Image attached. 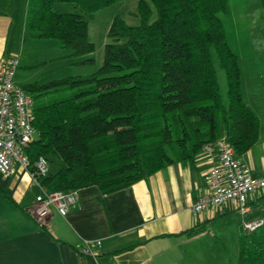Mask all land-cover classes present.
<instances>
[{
  "label": "trees",
  "instance_id": "16d2710c",
  "mask_svg": "<svg viewBox=\"0 0 264 264\" xmlns=\"http://www.w3.org/2000/svg\"><path fill=\"white\" fill-rule=\"evenodd\" d=\"M118 1L28 0L25 29L57 40L74 65H90L95 44L86 14ZM60 3L79 11L59 12ZM227 6L228 0H138L140 23L114 18L98 70L23 85L34 98L37 131L27 154L32 163L44 156L50 165L41 184L50 191L96 185L109 194L193 162L221 139L238 156L250 150L260 118L243 98L240 60L222 19ZM214 54L225 72L227 102ZM0 193L12 199L1 186ZM238 263L264 264V226L240 237Z\"/></svg>",
  "mask_w": 264,
  "mask_h": 264
},
{
  "label": "crops",
  "instance_id": "0c3cea01",
  "mask_svg": "<svg viewBox=\"0 0 264 264\" xmlns=\"http://www.w3.org/2000/svg\"><path fill=\"white\" fill-rule=\"evenodd\" d=\"M15 18L8 0H0V57L19 58L16 82L23 85L21 68L41 63L40 70L55 59L22 63L29 60L28 53L24 56L17 45L27 30L25 23L15 28ZM222 19L229 28V44L232 27L240 45L247 48L241 60L255 67L246 73L241 69L242 94L260 118V136L240 157L253 175L264 176L263 0H228ZM28 38L34 47L43 40L30 33ZM64 51L56 60L66 59L74 67L77 59ZM50 70L35 81L53 80ZM218 158L214 144L193 162L174 163L125 189L109 194L96 185L79 189L80 200L67 215L51 207L43 221L31 213L35 198L43 192L41 185L19 165L8 176L0 173V186L12 198L0 193V264H239L244 222L264 218V191L250 195L246 213L233 200L195 213L193 205L207 192L206 173ZM196 228L202 230L188 235ZM85 241L93 242L86 246ZM84 248L92 254H85Z\"/></svg>",
  "mask_w": 264,
  "mask_h": 264
},
{
  "label": "built area",
  "instance_id": "2783aa9c",
  "mask_svg": "<svg viewBox=\"0 0 264 264\" xmlns=\"http://www.w3.org/2000/svg\"><path fill=\"white\" fill-rule=\"evenodd\" d=\"M20 67L17 56L0 57V173L8 176L19 165L41 185L39 194L31 208L32 215L43 221L55 207L62 215H67L79 202V189L50 191L41 184V178L49 172V161L39 157L31 162L27 149L35 140L37 131L34 126V98L23 85L16 82ZM219 149L218 163L205 176L207 192L193 205L195 213L208 208H216L226 201L233 200L238 210L246 213L247 202L253 193L264 191V176H255L251 168L237 155L235 148L225 139L216 143ZM264 226V218L244 222L247 234L258 231ZM93 241H85L89 246ZM96 245L101 240L95 241ZM92 254L88 248L82 250Z\"/></svg>",
  "mask_w": 264,
  "mask_h": 264
},
{
  "label": "rangeland",
  "instance_id": "374dc122",
  "mask_svg": "<svg viewBox=\"0 0 264 264\" xmlns=\"http://www.w3.org/2000/svg\"><path fill=\"white\" fill-rule=\"evenodd\" d=\"M27 1L28 0H14L13 2H11L10 0H8V3H10L12 11L16 17L14 24L15 28L18 27L19 23L22 24L25 23ZM137 3L138 0H121L99 10L96 13L86 14V18L89 22V38L95 44V51L92 54V57L95 59V62L90 65L78 64V65H74V67H70V65L67 64L66 59L56 60V58L61 57L65 53L64 49L59 46L57 40L43 39L39 41L38 47H34L31 46L32 44L29 42L32 41L31 40L32 38H28L30 32L26 31V36L25 35L22 36L21 33L17 46L21 51H23L24 56L28 53L26 57L29 59L27 61L22 60V63L23 62L37 63V62H41L42 60L55 59L51 61V63L48 65L47 68H42L40 70H39L40 66L33 68V70H31V68H26V67L21 68L19 71L20 75L23 76V80L21 81V83L23 85H26L29 82H34L35 80H37L41 72L44 73V71H49L50 69H53L54 72V75L52 77L53 79L63 78L71 75H87L98 70L103 64L105 45L108 42H110V38L108 37L107 33L114 18L116 16H121L129 25H137L140 23L139 16L135 14L137 10ZM56 10L59 12L79 11V9L73 3L57 4ZM155 17H156V13H154L152 20H154ZM225 29L227 33V30H229V28L227 27ZM230 29H231V38L229 39L230 46L232 50L239 57L241 69L244 71V73H246L247 71L249 72L252 68L254 69L255 67L253 66L250 68V62L243 59L241 60V56H240L242 55L243 52L247 50V48L244 45H240L243 43H241V41H239L236 38V36H234V31H235L234 28L231 27ZM213 59L218 73L221 94L224 99V102H227V85H226L225 72L220 67L219 59L217 58L216 54H214ZM38 65H41V63H39ZM57 65H59L60 69L55 68V66ZM256 67L258 66L256 65ZM46 80L47 78L45 77L41 80V82H44ZM51 168L52 170H55L56 166L53 165ZM244 232L246 233L245 229Z\"/></svg>",
  "mask_w": 264,
  "mask_h": 264
}]
</instances>
